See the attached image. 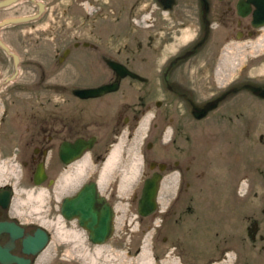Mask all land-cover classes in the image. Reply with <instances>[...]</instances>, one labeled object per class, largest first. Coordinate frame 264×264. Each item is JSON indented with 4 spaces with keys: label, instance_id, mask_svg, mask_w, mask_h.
<instances>
[{
    "label": "flooded vegetation",
    "instance_id": "af4514ba",
    "mask_svg": "<svg viewBox=\"0 0 264 264\" xmlns=\"http://www.w3.org/2000/svg\"><path fill=\"white\" fill-rule=\"evenodd\" d=\"M10 5L38 16L0 27V264H264V0ZM85 186L112 217L64 215Z\"/></svg>",
    "mask_w": 264,
    "mask_h": 264
},
{
    "label": "water",
    "instance_id": "95a60500",
    "mask_svg": "<svg viewBox=\"0 0 264 264\" xmlns=\"http://www.w3.org/2000/svg\"><path fill=\"white\" fill-rule=\"evenodd\" d=\"M18 0H0V8L8 6L12 3H15ZM38 16L32 15V16H17V17H7L4 18L0 21V27L7 25V24H15V23H20V22H26L35 19ZM1 47H3L8 53H11L9 48L4 45L3 43L0 42ZM105 87L101 88H95V89H87L83 90L79 94L82 96H94L97 95L101 92H103ZM88 187L85 186L77 196L73 198H65L63 202V213L67 218L71 217H79L80 223L83 224V218L84 217H112V212L111 210L106 207V212L105 214L101 213L97 210L94 209V202L95 198L88 197L87 195V190ZM88 197V199H87ZM149 205H140L139 206V212L143 215H147L149 212ZM105 235L102 237H96L93 236L92 240L96 242H103L105 240Z\"/></svg>",
    "mask_w": 264,
    "mask_h": 264
},
{
    "label": "rangeland",
    "instance_id": "374dc122",
    "mask_svg": "<svg viewBox=\"0 0 264 264\" xmlns=\"http://www.w3.org/2000/svg\"><path fill=\"white\" fill-rule=\"evenodd\" d=\"M60 7L63 8V5L60 4ZM13 9H7V10H3L2 11V14L5 12V11H12ZM1 12V11H0ZM52 16V15H51ZM51 16L49 15L45 22L43 24V27H46V24L51 21L50 18ZM40 27V26H39ZM50 30L54 33L56 32L55 31V28H49V29H45L42 31V34L40 36H44V37H48V38H51L52 37V34L50 33ZM53 47V46H52ZM51 46H49V48H52ZM16 171H14L15 173ZM212 175V174H211ZM211 175L208 176L207 180H211L212 177ZM43 189L41 190H35L31 193H22L20 191H17L16 193V204L17 205H20L21 204V208L24 209V211L26 213H36V214H41V215H44L45 217H28V218H33L37 221H40L42 222L44 225H46L49 229L51 228V217L49 216V213H51V190L50 189H47L46 192V196L43 197V199H39L37 198L38 194L42 191ZM119 210H118V217H125L126 215L127 216H130V217H133V215L135 214V210H134V207L132 206H127V205H121L118 207ZM119 264H128V262L126 260H123L122 263H119Z\"/></svg>",
    "mask_w": 264,
    "mask_h": 264
},
{
    "label": "bare ground",
    "instance_id": "6f19581e",
    "mask_svg": "<svg viewBox=\"0 0 264 264\" xmlns=\"http://www.w3.org/2000/svg\"><path fill=\"white\" fill-rule=\"evenodd\" d=\"M10 6H11V5H10ZM116 156H117V152H114V153L112 154V156L110 157L108 163H107V166H106L107 168H109L110 165L114 163ZM115 162H116V161H115ZM134 171H135V170H134ZM130 172H131V171H130ZM129 174H130V173H129ZM130 176H131V175H130ZM46 194H47L46 190H42V191L38 194V196H37L38 200H39V199H40V200L43 199V197H45Z\"/></svg>",
    "mask_w": 264,
    "mask_h": 264
}]
</instances>
